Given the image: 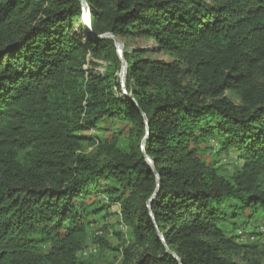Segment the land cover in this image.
<instances>
[{"label":"trees","instance_id":"obj_1","mask_svg":"<svg viewBox=\"0 0 264 264\" xmlns=\"http://www.w3.org/2000/svg\"><path fill=\"white\" fill-rule=\"evenodd\" d=\"M85 2L79 37L82 0H0V264H99L92 194L129 229L116 264H264V0ZM107 34L145 43L126 92Z\"/></svg>","mask_w":264,"mask_h":264},{"label":"rangeland","instance_id":"obj_2","mask_svg":"<svg viewBox=\"0 0 264 264\" xmlns=\"http://www.w3.org/2000/svg\"><path fill=\"white\" fill-rule=\"evenodd\" d=\"M87 12V16L84 17L85 22H88L87 24L91 25L92 19L90 17L89 6L87 7ZM87 24L84 23V19H82L80 24L74 29L75 34H77L79 37H82V26H86ZM120 41L122 43L123 54L125 45H129L130 47H145V43L143 40L122 39ZM155 57L160 58L163 61H170V59L164 55H156ZM89 61L90 64L86 66V70L93 71L94 73L100 75H104L107 71L108 66L110 65V62L103 60H94L92 58H89ZM234 100L236 102H239V100L236 98H234ZM101 128V130H98L96 128L91 130V134L95 137L107 138L116 130V126H102ZM210 146L211 148L209 149L210 151L207 158H209V160H215L217 167L221 168V172L231 173L233 172L232 168L242 162V160H239L234 152H230L227 155H219L218 150L220 148V145H218L216 142H211ZM91 202H95L97 205H105L106 207L102 212L95 214L92 218V220H94L95 222V227L91 231L84 248V252L88 251L89 253V256L85 258H92L91 260H94L99 264H116L120 256L118 249L122 246V244H124V242L129 239V229L121 220L118 206L112 204V202L109 201L106 195L92 194L91 198L88 200V203ZM99 230L103 232V236H96V232ZM260 231L264 232V226L260 227ZM102 239L105 241V243H107L108 247L100 244V240ZM235 260L237 262H241V258H236Z\"/></svg>","mask_w":264,"mask_h":264},{"label":"water","instance_id":"obj_3","mask_svg":"<svg viewBox=\"0 0 264 264\" xmlns=\"http://www.w3.org/2000/svg\"><path fill=\"white\" fill-rule=\"evenodd\" d=\"M82 3H83V12H84L83 15L87 16V13H88L87 12V7H88L87 3L85 2V0H82ZM86 27L89 28V26H87V25H86ZM91 36L93 37V35H91ZM97 39L98 40L113 39L115 41V46H116V49H117V53L119 54V56H120V58L122 60V63H123V68H122V72H121V84H122L124 92H126L125 82H126L127 69H126V64L124 62V59H123L124 58V54H123L122 43H121L120 39H118L117 37H115L112 34L103 35V36L97 37ZM145 122L148 124L147 120ZM148 134H149V131H148ZM145 144H146V140L143 142V148H144ZM144 156H146L145 153H144ZM147 160L151 164H153V162L149 158H147ZM150 215H151L152 219H154L153 214H150ZM160 237L163 239V235L160 234ZM169 253L179 261V258L172 251L169 250Z\"/></svg>","mask_w":264,"mask_h":264},{"label":"built area","instance_id":"obj_4","mask_svg":"<svg viewBox=\"0 0 264 264\" xmlns=\"http://www.w3.org/2000/svg\"><path fill=\"white\" fill-rule=\"evenodd\" d=\"M84 17H86V16H84L83 15V18L82 19H84V23H86L87 24V22H85V18ZM87 26H88V24H87ZM89 26H90V24H89ZM115 206H118V209H119V213H120V205L119 204H115ZM120 216H121V214H120ZM121 220H122V217H121ZM123 221V220H122ZM103 234V232L102 231H97L96 232V236H101ZM103 236V235H102ZM246 239V237H243V239H241V241H244ZM83 256L84 257H88L89 256V253H88V251H85L84 253H83Z\"/></svg>","mask_w":264,"mask_h":264},{"label":"bare ground","instance_id":"obj_5","mask_svg":"<svg viewBox=\"0 0 264 264\" xmlns=\"http://www.w3.org/2000/svg\"><path fill=\"white\" fill-rule=\"evenodd\" d=\"M87 19H88V17H87ZM88 23V22H87ZM88 26H89V24H88Z\"/></svg>","mask_w":264,"mask_h":264}]
</instances>
